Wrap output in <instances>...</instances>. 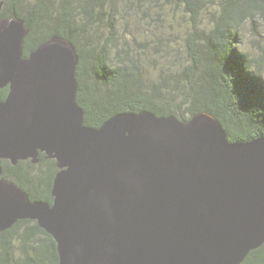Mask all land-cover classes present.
<instances>
[{"label": "water", "instance_id": "water-1", "mask_svg": "<svg viewBox=\"0 0 264 264\" xmlns=\"http://www.w3.org/2000/svg\"><path fill=\"white\" fill-rule=\"evenodd\" d=\"M28 33L0 19V231L35 219L58 264H239L264 242V136L229 141L206 112L86 125L74 44L53 35L24 56ZM40 151L58 167L52 202L1 176Z\"/></svg>", "mask_w": 264, "mask_h": 264}, {"label": "trees", "instance_id": "trees-1", "mask_svg": "<svg viewBox=\"0 0 264 264\" xmlns=\"http://www.w3.org/2000/svg\"><path fill=\"white\" fill-rule=\"evenodd\" d=\"M0 1V19L19 16L29 28L24 56L53 35L74 44L76 100L86 125L96 128L114 114L143 109L185 121L206 112L222 124L229 141L264 136V49L259 44L264 0H149L157 16L167 19V38L156 37L151 45L164 59L153 66L158 70L153 78L141 70L136 55L138 47H148L146 41L133 36L132 54L119 47L117 3L124 0ZM7 92L8 86L0 88L2 97ZM44 156L16 164L3 159L1 176L31 199L52 202L58 167L56 159ZM58 262L55 239L35 219H18L0 231V264ZM239 264H264V242Z\"/></svg>", "mask_w": 264, "mask_h": 264}, {"label": "rangeland", "instance_id": "rangeland-1", "mask_svg": "<svg viewBox=\"0 0 264 264\" xmlns=\"http://www.w3.org/2000/svg\"><path fill=\"white\" fill-rule=\"evenodd\" d=\"M26 1L29 3L30 0ZM151 4H153V2L149 0H124V2L117 3V9L120 13L117 23L120 38L119 47L126 46L125 49H128L126 52L132 54V46H135V44H133V36H135L138 41L147 42L148 47L145 48L143 46L145 50L142 49V47H138L136 49V55L139 58L138 64L141 70H143L149 78L155 77L158 71L157 69L154 71L152 69L153 66L159 67L161 63L164 62V59L161 58L158 53H155L151 45L157 44L154 41L156 37H162L164 41L165 38H167V19H163L162 14L161 16H157L156 9L152 7ZM259 25L261 24L259 23ZM261 29L262 35L259 36V44L262 45L264 49V29L262 26ZM246 39L247 42L250 43L253 40V36L248 30L246 32ZM256 50H258L257 47L254 48V51Z\"/></svg>", "mask_w": 264, "mask_h": 264}, {"label": "flooded vegetation", "instance_id": "flooded-vegetation-1", "mask_svg": "<svg viewBox=\"0 0 264 264\" xmlns=\"http://www.w3.org/2000/svg\"><path fill=\"white\" fill-rule=\"evenodd\" d=\"M41 152L44 153V155H45L44 157H45V158L49 157V156H47V154H46L44 151H40L39 154H40ZM49 158H51V157H49ZM27 159H28V158H27ZM7 160H8V159H7ZM34 200H38V199H34Z\"/></svg>", "mask_w": 264, "mask_h": 264}]
</instances>
